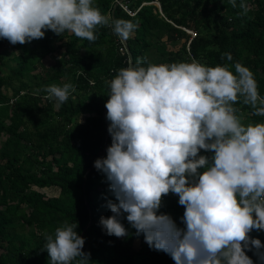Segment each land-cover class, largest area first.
Segmentation results:
<instances>
[{
	"label": "clouds",
	"instance_id": "1",
	"mask_svg": "<svg viewBox=\"0 0 264 264\" xmlns=\"http://www.w3.org/2000/svg\"><path fill=\"white\" fill-rule=\"evenodd\" d=\"M239 7L246 15L244 0ZM99 27L127 41L138 22L102 14L94 0H0V39L11 45L41 40L47 31L95 42ZM225 59L232 61L231 53H222ZM106 84L111 144L94 161L114 198L104 197L112 215L99 220L106 235L126 237V215L137 236L175 264H254L247 255L253 249L264 264V244L251 236L264 232V122L246 123L237 106L264 117L255 74L239 62L154 64L145 56ZM38 91L59 107L74 99L76 87ZM169 195L184 208L183 227L160 211ZM77 228V221L65 220L45 233L42 251L50 264H91Z\"/></svg>",
	"mask_w": 264,
	"mask_h": 264
},
{
	"label": "trees",
	"instance_id": "2",
	"mask_svg": "<svg viewBox=\"0 0 264 264\" xmlns=\"http://www.w3.org/2000/svg\"><path fill=\"white\" fill-rule=\"evenodd\" d=\"M118 1L134 15L119 4L112 15ZM244 2L246 15L241 0L235 8L229 0H94L102 14L138 22L130 39L121 41L108 27L97 29L95 42L47 31L41 40L11 45L8 59L3 53L10 43L0 39V64L15 63L10 74H0V264H50L42 251L44 235L65 220L77 221L80 235L84 231L83 251L91 253V264H175L149 248L126 215L121 222L129 234L124 238L106 235L99 225L102 216L112 215L104 197L114 199L103 174L91 168L111 144L106 81L137 57L154 64L195 58L212 67L239 62L255 74L264 96V0ZM54 42L58 45L52 47ZM225 52L232 61L221 60ZM64 83L73 84L76 92L59 107L38 91ZM237 106L246 123L264 122L250 107ZM48 188L57 189L56 196L37 190ZM160 211L183 227L184 208L177 196L165 197ZM251 236L263 244V237ZM254 252L247 255L260 264Z\"/></svg>",
	"mask_w": 264,
	"mask_h": 264
},
{
	"label": "rangeland",
	"instance_id": "3",
	"mask_svg": "<svg viewBox=\"0 0 264 264\" xmlns=\"http://www.w3.org/2000/svg\"><path fill=\"white\" fill-rule=\"evenodd\" d=\"M178 44H182V42H178ZM57 45H58V43L54 42L53 45H52V47H55ZM11 50H12V47H11V44H9V48L6 51H4V53H3V57L5 59H8L10 57V54L9 53H10ZM0 63H1V60H0ZM13 66H15V63L13 61H10V60H7V62L5 63V65H1L0 64V74H4V73L5 74L6 73L7 74H10V70L9 69H10V67H13ZM9 93H10V91H9ZM37 190L40 191L41 193L44 192L46 195L51 196V197L56 196V194L58 192L57 189H54V188H48V189H45V190H39V189H37Z\"/></svg>",
	"mask_w": 264,
	"mask_h": 264
},
{
	"label": "built area",
	"instance_id": "4",
	"mask_svg": "<svg viewBox=\"0 0 264 264\" xmlns=\"http://www.w3.org/2000/svg\"><path fill=\"white\" fill-rule=\"evenodd\" d=\"M117 3L121 6V8H122L126 13H128L129 15H134V13H132V12L127 8L126 5L122 4L120 1H118ZM156 4H157V3H156ZM187 32H188V34H190L191 37H194V36H195V34H194L193 32H190V31H187Z\"/></svg>",
	"mask_w": 264,
	"mask_h": 264
},
{
	"label": "water",
	"instance_id": "5",
	"mask_svg": "<svg viewBox=\"0 0 264 264\" xmlns=\"http://www.w3.org/2000/svg\"><path fill=\"white\" fill-rule=\"evenodd\" d=\"M118 5V3H116L115 5H114V7H113V10H112V15H113V12H114V10H115V8H116V6ZM156 5H158V4H156ZM103 117L105 118V113L103 114ZM108 136V133L106 134V137ZM94 167V164L91 166V168H93ZM90 168V169H91ZM90 221H91V217H90ZM89 225V224H88ZM83 235H84V231H83V233L81 234V236L83 237Z\"/></svg>",
	"mask_w": 264,
	"mask_h": 264
},
{
	"label": "crops",
	"instance_id": "6",
	"mask_svg": "<svg viewBox=\"0 0 264 264\" xmlns=\"http://www.w3.org/2000/svg\"><path fill=\"white\" fill-rule=\"evenodd\" d=\"M251 234L260 235L261 237H263V241H264V232H256V231H253ZM263 244H264V242H263ZM261 251H264V249H262Z\"/></svg>",
	"mask_w": 264,
	"mask_h": 264
}]
</instances>
